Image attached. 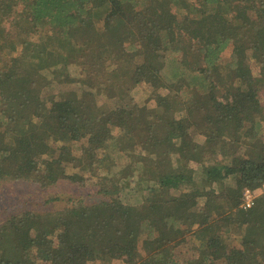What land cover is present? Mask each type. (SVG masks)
Wrapping results in <instances>:
<instances>
[{
	"label": "trees",
	"instance_id": "1",
	"mask_svg": "<svg viewBox=\"0 0 264 264\" xmlns=\"http://www.w3.org/2000/svg\"><path fill=\"white\" fill-rule=\"evenodd\" d=\"M263 89L264 0H0V182L96 172L110 200L12 217L0 264H264V197L242 208L264 184Z\"/></svg>",
	"mask_w": 264,
	"mask_h": 264
},
{
	"label": "rangeland",
	"instance_id": "2",
	"mask_svg": "<svg viewBox=\"0 0 264 264\" xmlns=\"http://www.w3.org/2000/svg\"><path fill=\"white\" fill-rule=\"evenodd\" d=\"M234 6L238 12L246 13L252 17L257 13L253 4L241 5L239 1H236ZM102 26L103 23L100 22L97 24L96 28L99 29ZM44 28L46 31L49 30L48 26ZM209 29L210 28H207L204 31L208 32ZM39 36L40 33L33 29L30 36L31 40L37 41ZM139 63L141 64L140 61ZM251 64L254 69V74H260L259 64L256 61H252ZM52 85V87L46 88V91L44 89L42 90V97L44 99H47L49 103L52 101L53 97L69 87L56 83H53ZM72 91H77V88L71 87L70 92ZM145 93L146 89H141L139 92V96ZM260 99L264 106V89L260 93ZM128 102L129 101L122 102L119 99L109 100L100 96H96L92 100L94 106L107 104L113 110L124 109L125 107H127ZM262 138L264 139V135L262 136ZM204 140V138L199 137L194 129H191L189 131V135L187 137L188 144L197 143L202 146L204 144ZM214 159H216V157H214ZM190 168L193 170L195 169L194 173H199V171L202 169L200 163L193 165ZM95 175L96 172H94L92 175L83 172L80 175L81 179L83 180L79 183L72 182L70 179L66 178L55 186L50 187H42L38 184L25 181L0 182V227L4 225L8 220H11L12 217L18 216L19 214H22L24 212H32L36 215H45L48 213L53 214L66 208L78 206L81 204L93 206L95 204L110 201L109 198L102 193L103 184L99 183V179H96ZM125 184L126 191L122 194V201L124 202V204L134 208H139L143 204H147V197L151 196H148V191H144L143 189L137 190L135 188L136 184L135 186L130 183ZM111 212L113 214L116 213L115 210H112ZM226 244L230 252L236 251L239 249L240 237L237 235L236 240H232V238H229L227 239ZM177 253L179 254V258L181 259V261H183L184 263L189 259L191 260L195 258L194 252L190 251V247L184 248V246H181L179 249H177ZM89 264L105 263L97 261L95 263ZM112 264L123 263L114 261Z\"/></svg>",
	"mask_w": 264,
	"mask_h": 264
},
{
	"label": "built area",
	"instance_id": "3",
	"mask_svg": "<svg viewBox=\"0 0 264 264\" xmlns=\"http://www.w3.org/2000/svg\"><path fill=\"white\" fill-rule=\"evenodd\" d=\"M259 197H264V184L260 188H257L255 190H252L250 188L245 189L243 193L242 208H252Z\"/></svg>",
	"mask_w": 264,
	"mask_h": 264
}]
</instances>
